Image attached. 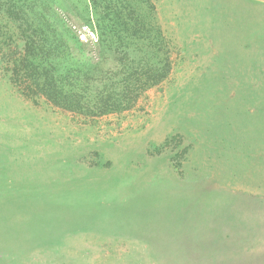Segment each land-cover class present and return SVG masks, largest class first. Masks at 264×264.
<instances>
[{"label":"rangeland","instance_id":"374dc122","mask_svg":"<svg viewBox=\"0 0 264 264\" xmlns=\"http://www.w3.org/2000/svg\"><path fill=\"white\" fill-rule=\"evenodd\" d=\"M140 1L171 70L130 110L34 104L0 65V264H264V0Z\"/></svg>","mask_w":264,"mask_h":264},{"label":"trees","instance_id":"16d2710c","mask_svg":"<svg viewBox=\"0 0 264 264\" xmlns=\"http://www.w3.org/2000/svg\"><path fill=\"white\" fill-rule=\"evenodd\" d=\"M72 1L0 0V65L8 81L34 104L43 100L84 117L130 110L171 70L168 43L150 22L151 9L143 10L140 0H75L81 22L98 37L96 58L81 61L71 44L80 51L86 44L56 11L59 2L64 11ZM228 260L223 264H232Z\"/></svg>","mask_w":264,"mask_h":264},{"label":"built area","instance_id":"2783aa9c","mask_svg":"<svg viewBox=\"0 0 264 264\" xmlns=\"http://www.w3.org/2000/svg\"><path fill=\"white\" fill-rule=\"evenodd\" d=\"M79 35H80V40L83 41V40H86L87 37H88V33H89V30L87 27L83 26L79 31H78Z\"/></svg>","mask_w":264,"mask_h":264}]
</instances>
